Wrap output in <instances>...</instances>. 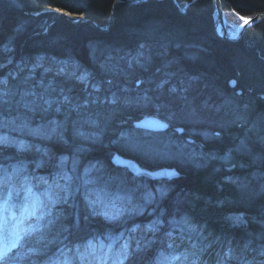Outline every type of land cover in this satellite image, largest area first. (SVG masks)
<instances>
[{"label":"trees","instance_id":"obj_1","mask_svg":"<svg viewBox=\"0 0 264 264\" xmlns=\"http://www.w3.org/2000/svg\"><path fill=\"white\" fill-rule=\"evenodd\" d=\"M69 1L71 11L83 13L84 20L55 11L36 14L48 6L62 8L63 3L58 0H0V74L4 65L12 60L18 62L13 65L7 82L0 83V137L6 138L0 140V165L6 169L21 166L27 168L28 173L37 171L40 175L42 170L46 171L45 167L52 171V163L61 159L64 153L77 151L81 157L74 159L69 167L85 163L91 165L92 171L90 183L82 176L76 179L80 185H88L87 191L75 188L64 193L68 198L64 196L63 201L51 209L54 216H49L55 218L49 231L46 226L41 236L29 235L26 247L32 249L29 255L34 258L28 264L44 263L62 244L68 245L71 238L76 242L89 237L100 241L102 237L122 233L128 227L120 224L116 227V219H112V225L97 215L89 193L98 189L106 196L115 192L128 196L137 193L132 174L115 168L107 155L116 146L120 131L129 129V133H134L132 121L145 114H156L157 103L168 99L156 101L153 106L130 101L134 97L120 94L121 90L115 84L106 82V76L95 66V60H116L121 54H132L136 50L131 44L134 38L139 39L143 31L157 22L164 26L161 37L178 35L183 42H188L179 47L164 42L160 49L168 50L170 54H187L193 60L190 75L201 79L200 86L207 85L206 93L213 92L210 84L226 86L239 70L246 78L254 77L257 93H260L259 88L264 91V22L248 28L239 41L230 42L220 39L211 23H199L204 14L199 15L190 7V18L184 17L176 11L171 0L125 2L115 9H112L115 0ZM211 1L207 0L208 3ZM223 2L231 20L238 15L251 16L264 11V0ZM113 11L114 18L110 16ZM205 17L211 22L207 15ZM173 19L188 36H181V31L176 33L163 24ZM108 43L112 48L107 47ZM120 48L123 49L118 51ZM85 73L86 78L80 79ZM87 80L96 85L85 91ZM123 82L127 83L126 80ZM239 83L249 89L247 82L239 79ZM116 91L119 95L112 103L109 99ZM40 92L45 96L43 99L53 101L50 107L36 95ZM206 98L220 102L221 106L227 104L212 94L197 102L202 103ZM244 98L247 100L248 97ZM159 116L166 117L161 111ZM238 121L225 127L230 129L229 133L223 128L227 135L218 138L219 143L212 146L213 157H206L202 165L176 164L181 174L166 183L170 193L168 200L164 197L162 204L156 201L164 210L159 212L151 205L147 214L149 220L146 222L159 220V224L144 229L139 239L132 237L133 241H139V246L127 253L126 264H150L156 259L154 239H158L157 230L163 228L162 224L174 235L187 239L191 234L202 239L212 253L230 239L239 241L240 238L257 237L258 242L264 237V228L254 222L258 220L255 216L264 208V122L254 116L242 117L244 124ZM83 133L99 134L100 137ZM236 133L240 134L239 139L233 138ZM244 136L248 149L242 151L239 147L245 141H239ZM202 148L201 154L207 145ZM226 148H232L234 157L227 156ZM90 152L97 153L99 159H89L85 153ZM122 154L151 170L163 166L162 162L148 161L141 153L136 156L133 152L122 151ZM252 163H255L254 168L243 167ZM228 166L233 168L229 170ZM144 178L150 184L154 183L148 176ZM245 189L249 191L246 196L250 195L251 199H244ZM210 211L214 212L219 224L214 225L213 219L207 216ZM238 218L245 220L240 221L243 224L238 223ZM220 223L225 227L216 228ZM244 235H248V239ZM79 248L83 249L84 245Z\"/></svg>","mask_w":264,"mask_h":264},{"label":"rangeland","instance_id":"obj_2","mask_svg":"<svg viewBox=\"0 0 264 264\" xmlns=\"http://www.w3.org/2000/svg\"><path fill=\"white\" fill-rule=\"evenodd\" d=\"M228 17L233 24L240 21L237 16L233 17V20H231L232 17L230 14H228ZM231 26L232 25H229L230 28ZM140 51L143 52V50ZM163 52L169 53L168 50ZM141 54L139 51L134 55L121 54L116 60L107 61L110 67L102 72L105 73L109 83L115 84L118 90H121L120 94L124 93L127 96L134 97L130 101H139L141 104L145 103L153 106L156 101L159 102L160 100L168 99L167 101L157 103L158 107H156L158 108V112L156 114L159 115V111H161L166 116L165 119L169 120L175 128L184 126V131L186 132L183 133V136H177L174 130L172 133H167L155 138H148L141 135H126V137L122 139L123 143L131 146L133 149L146 153L148 157L154 161L168 160L173 163L184 164L188 160H192L194 163L202 165L204 159H202L200 153L202 152V147L206 146L203 141H210L215 138L218 140V138L222 139L223 136L227 135L223 128L229 133L230 129L228 130V128L225 127L237 123L236 119L228 114H233V112H235L234 109L237 110V108H241V105H231L223 100V103L225 102L228 104V110L226 111L224 107L221 106L222 104L220 102L212 100L209 101V104L205 103L203 100L202 104L199 101L197 102V100L203 97H209L213 92L206 93L205 87L207 85L205 83H203V87L199 89L201 79L190 75L193 60L188 58L187 54L183 55L180 52L170 54L171 58L168 59L169 64L162 62L163 67H156L153 70L150 69V71H146L149 76L142 75L141 78H138L142 79L144 84L142 85L140 83V85L137 86L136 81L138 79H131L130 76L124 77L123 75L131 73L134 67L133 64L135 65V62H138L135 61V59L142 56ZM14 63L15 60H12L6 64V67L4 65V69H1L6 77L12 75V70H9V67ZM141 63L142 61H139V64ZM144 67H147V65H144ZM141 68H143V66ZM156 69L158 70L156 71ZM126 79L127 83L123 82ZM91 81L92 80L87 82L85 91L90 89L88 88L89 85L92 87ZM210 85L209 86L212 88L216 86L215 84ZM36 95L45 97L43 92L37 93ZM118 95L116 91V94L111 96L113 103L116 101L115 98H117ZM206 104L207 106H205ZM227 104H225V106ZM242 124H244L243 121ZM251 130H253V128H251ZM83 135L95 138L100 137L99 134H94L93 136V134L90 133H83ZM239 135L240 134L236 133L233 138L239 139ZM197 137L203 141H199ZM243 140L245 142H242ZM239 142H242V145L239 147L240 150L244 151L248 149V142L245 136L242 137V140ZM233 152L234 151L230 148L225 151L227 156L231 158L234 157ZM254 166L255 163H252L251 166L244 165L245 168H254ZM65 167L66 166H63L62 169H65ZM228 169L231 170V168ZM99 170H101V168ZM86 175H88V172L85 171L83 176ZM144 180L145 178L142 179V183ZM248 192L249 191L245 189L242 193L244 199H251L250 195L249 197L246 196ZM132 195H130L127 202L122 199H113L111 204L122 210L125 209V207L141 210L143 207L139 206L142 204L156 202L157 200H159L160 203H164L163 198L165 197L168 200V195H170V193H168V191H163L162 188H157L156 190L145 188V190L141 191L138 195ZM245 196L248 198H245ZM134 201L138 204H135ZM4 207L5 203L3 206H0V224L6 222V212L3 211ZM33 207L34 202L30 204V208ZM260 235L262 234L260 233Z\"/></svg>","mask_w":264,"mask_h":264},{"label":"bare ground","instance_id":"obj_3","mask_svg":"<svg viewBox=\"0 0 264 264\" xmlns=\"http://www.w3.org/2000/svg\"><path fill=\"white\" fill-rule=\"evenodd\" d=\"M3 2H6V0H1ZM59 2L63 3L62 8H56L53 6H48L45 8H42L41 10L37 11L36 14H41V13H46V12H54L55 11L57 13H59V15H62L63 12H68L69 14L72 15V17H79V19H85V16L83 13L77 12V11H71V1L69 0H58ZM147 0H115L114 4L112 6V9L116 8V6L120 3H125V2H136V3H141V2H145ZM182 0H171L174 8L176 9L177 12H179L180 14H182L184 17H189L190 18V14L188 12V8H192L194 9V12L199 14V15H203L201 16L202 19H200L199 23L200 24H210L212 25V28L215 30L216 35L222 39L223 41H230V42H236L239 41L240 39H242V37L245 36V31L254 26L257 25L259 23L264 22V20H261L259 22H257L254 25L249 26L248 28L245 29V31H243L241 33V26L243 24V22L250 17H254L255 15H257L258 13L251 15V16H243V15H238L239 17V22L233 24L230 23L227 26V31L229 33V35H231L232 37L236 38L238 37V35L240 34L241 36L237 39H229V38H224V35H219V31L222 33L224 32L222 27H219L220 23H221V15L220 13H222L223 11V15L224 18L227 19V14L228 12L225 11L224 9V2L223 0H212L210 3L207 2V0H188L186 2H181ZM219 2V4H218ZM219 6H222L223 9H220ZM230 10V9H229ZM263 12V11H261ZM233 13H235V11H233ZM114 11L112 12V14L110 15L112 18H114ZM205 15L208 16V18L210 19L211 22H209L207 20V18L205 17ZM154 18V17H153ZM230 19V18H229ZM227 19V20H229ZM226 20V21H227ZM155 21V20H154ZM206 21V22H205ZM225 21V22H226ZM178 21L173 19V20H169L166 21V23H163L166 27H169L172 31L174 32H180L181 36H188V33L186 31H182V28H179V26L177 27ZM229 25H232L231 28L229 27ZM235 25V26H234ZM221 30H218L220 29ZM162 29H164V26L161 24H157V22H154L151 26H149L147 28L146 31L142 32V35L139 37V39L134 38V41L131 42L132 46L136 49L135 52H132V54L130 55H134L136 54L138 51L141 54L142 51V56H140L139 58L135 59V65L133 64V70L131 71L130 74H125L123 75L124 77L130 76L131 79H138L141 78V76L143 75H147L149 76L148 73H146V71H150L153 70V68L156 67H163L162 62L169 64L168 63V59H170L171 57L170 52L169 53H165L160 49V44H164V42L172 44L174 46H181V44H187L188 42H183V39H180L178 37V35L176 36H168V37H161L160 34L162 33ZM11 32H14L11 31ZM150 38V39H147ZM152 39V40H151ZM109 45L107 47L112 48V44L108 43ZM99 46H104L103 44L98 43ZM123 48H120L118 51H121ZM158 50V51H157ZM1 53V52H0ZM165 58H162V57ZM109 60L103 61V60H95V66H97L100 71H103L107 68H109V64L108 62ZM139 61H142L141 64H139ZM173 62V61H172ZM144 65H147V67H144ZM143 66V68H141ZM158 69H156L157 71ZM236 76L241 79L244 82H247L249 84V89L246 88V85H240L239 83V79L236 78ZM236 76H232V78L229 79L228 83L226 84V86H222V85H216L215 87H213V93L212 95H214L216 98H219L221 100H225L228 104L231 105H241V108H237L234 109L233 112V117L238 121L241 122L242 121V117L245 116H254L255 118L257 117L258 119H260L262 122H264V91L262 88H259L260 93L256 92V86L254 85V81H256L254 79L253 76H249L250 78H246L247 76L243 73L242 70H239L236 73ZM216 76L213 75V78H215ZM115 79V78H114ZM125 79V78H122ZM127 81V79H126ZM230 82H236L237 86H232L230 85ZM254 82V83H253ZM140 83L143 85L144 81L142 82V79H138L136 81V85H140ZM203 86L199 85V89H201ZM211 90V91H212ZM210 92V91H209ZM207 92V93H209ZM248 97L247 100L244 97ZM236 100V101H234ZM203 101H205V103L209 104V98L203 99ZM202 101V102H203ZM239 103V104H238ZM202 104V103H201ZM204 104V103H203ZM207 104L205 106H207ZM224 110H228V105L223 106ZM187 125V124H184ZM180 129H182L181 131H176L177 136H183L184 132V126L179 127ZM120 136H118L116 142V146L113 147L109 152L108 155L109 156V162L111 164L114 163V156H124L122 154V151H128V152H132V147L123 143L122 139L126 137V135L131 136V134L123 129L122 131L119 132ZM198 138V137H197ZM215 138V136H214ZM199 141H203L202 139L198 138ZM204 144L207 145L206 150L204 151L203 154H200L202 159H205L206 157H213V153H214V149L212 148V146L216 143H219L216 138L215 139H211L210 141H203ZM85 155L91 159H99L98 158V154L94 153V152H90L89 154ZM64 158V163L63 166H69L71 165V162H73L74 159H79V157H81L80 153L75 151V152H71V153H64V155L62 156ZM61 157V158H62ZM184 164H188V165H198L196 163H194L192 160H188L186 163ZM172 165L170 164V167ZM192 167V166H191ZM183 171V170H180ZM207 216H209L212 220V222L214 223V225L219 224L218 219L214 216V212L210 211L207 213ZM258 220L254 221L257 225H260V227H262V229L264 228V208H262L261 212L259 214H257L255 216ZM225 226H223L221 223L219 226H217L216 228H223ZM257 230H260L259 227H257ZM264 231V229H263ZM235 253L237 252H241L239 249H234L233 250Z\"/></svg>","mask_w":264,"mask_h":264},{"label":"water","instance_id":"obj_4","mask_svg":"<svg viewBox=\"0 0 264 264\" xmlns=\"http://www.w3.org/2000/svg\"><path fill=\"white\" fill-rule=\"evenodd\" d=\"M217 1H219V0H217ZM218 4H219V2H218ZM219 8L223 9L222 6H219ZM223 12L220 13V15H221L220 26H222L224 28V31H225V33L223 34L224 38H226V37L229 38V39H237V38H239L241 36L240 34L236 38H234L231 35H229V33L227 31V28H226V22H225L226 19L224 18ZM59 13H60V11H59ZM62 15L68 16V17L72 16L68 12H63ZM261 20H264V11L258 13L254 17L247 18L243 22V24H242V26L240 28L241 29V33L243 31H245V29L248 28L249 26L254 25V24H256L257 22H259ZM230 85L237 86V83L236 82H230ZM137 125H138V127L145 128V129H150V130H154V131H158V132H163V131L168 129V124L166 122L161 121L159 119H156L154 117L146 118V119L142 120L141 122L137 123ZM161 125H167V127H161ZM181 130L182 129L178 128V131H181ZM113 161H114V163L116 165H119V166H129L130 169L136 174L140 173V172H144V170H142L137 163H135V162H133L131 160L124 159V158H121L119 156H116ZM149 173L154 178H156L158 180H163V179H171V177L176 174V170L166 168V169H160L158 171L149 172ZM164 173H172V174L171 175H167V174H164Z\"/></svg>","mask_w":264,"mask_h":264},{"label":"snow or ice","instance_id":"obj_5","mask_svg":"<svg viewBox=\"0 0 264 264\" xmlns=\"http://www.w3.org/2000/svg\"><path fill=\"white\" fill-rule=\"evenodd\" d=\"M86 76H87V73L82 74L79 78L83 80V79L86 78ZM5 82L6 81H0V83H5ZM32 94L35 95V93H32ZM40 99H42L43 102L45 104H47L49 107L53 103V101L43 99V96H41ZM65 100H67V97H65ZM57 111H59V109H57ZM161 127H167V125H161ZM53 132H55V129H53ZM5 139L6 138L0 137V140H5ZM63 163H64V158L62 157L61 158V166L63 165ZM164 174L171 175L172 173H164ZM63 178L65 180H67V181H71V177L67 176V174H65ZM0 179H2V178H0ZM44 182L47 183L46 180ZM29 191H31V189H29ZM97 201H99L102 205H104V201H103L102 197L98 196L97 197ZM97 201H91V203L95 204V203H97ZM4 203H6V202L0 201V206H3ZM104 207H105V211L103 212V215H105L106 218H108V219H116L120 215L119 212H113L112 214H110L109 211H108L107 205H104ZM158 224H159V220L154 221L153 224L151 226H149V227L150 228H155ZM89 246H91V245H89ZM174 259H179V257H174ZM66 264H67V262H66ZM121 264H123L122 261H121ZM194 264H195V262H194ZM241 264H243V262H241Z\"/></svg>","mask_w":264,"mask_h":264}]
</instances>
